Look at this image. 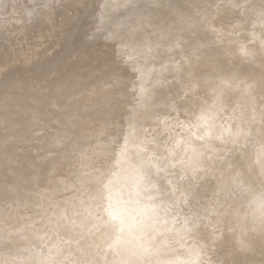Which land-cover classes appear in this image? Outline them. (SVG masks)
<instances>
[{"label": "rangeland", "instance_id": "374dc122", "mask_svg": "<svg viewBox=\"0 0 264 264\" xmlns=\"http://www.w3.org/2000/svg\"><path fill=\"white\" fill-rule=\"evenodd\" d=\"M251 1L52 0L49 16L32 21L24 0H0V89H8L0 95V152L10 159V172L16 173L25 167L23 155L34 134L75 133L76 146H67L65 155H75L88 176L80 204L59 199L67 192L55 198L46 189H33L48 222L56 227L53 235L64 264L89 252V258L104 264L115 258L113 248L121 247L119 240H110L103 251L94 247L96 226L85 207L98 167L112 146L119 143L121 156L129 155L126 139L139 149L134 160L156 184L154 195L166 209L164 221L170 222L168 229L163 225L162 233L154 234L160 259L172 264H264V214L261 221L253 212L255 206H264V158L258 164L254 151L264 144V95L257 94L228 57L236 56L242 39L252 48V39L263 38L264 47V14L253 9ZM229 4L245 12L241 16L243 11L233 10L230 18L247 19L248 37L238 36L235 28L225 30L226 22L220 20L221 30L211 29L207 44L190 42L191 37L179 31L182 22L197 23L200 30L213 28L211 18ZM71 10L80 13L81 20H74ZM168 18L176 41L172 45L161 40ZM256 34L261 38L255 39ZM116 49L128 59V72L112 61L110 52ZM105 66L110 70L102 74ZM144 80L148 84L142 94ZM130 81L128 101L96 112L87 109L91 100L115 98ZM21 97L34 109L25 106L18 113L13 106ZM132 99L134 107L128 106ZM88 163L92 167H86ZM0 182L7 185L9 179L0 174ZM6 209L0 206V211ZM73 217L86 227L70 226ZM9 219L4 216L0 227H7ZM31 245L21 243L9 263L0 255V264L34 263L36 252L48 248L49 242L34 245L33 258L28 259L26 247Z\"/></svg>", "mask_w": 264, "mask_h": 264}, {"label": "bare ground", "instance_id": "6f19581e", "mask_svg": "<svg viewBox=\"0 0 264 264\" xmlns=\"http://www.w3.org/2000/svg\"><path fill=\"white\" fill-rule=\"evenodd\" d=\"M35 1H36V4L34 3L35 10H33V8H30V5ZM51 1L52 0H24V7H25V12H26L27 17L29 15L30 18L29 17L28 18L31 19L32 21H42L44 18L49 16V13H50L49 6H50ZM216 1L217 0H213V2H216ZM148 5L152 6V2H150ZM70 6L72 7V5H69V8H71ZM250 6L255 10H259L260 15L264 14V2H262L261 0L251 1ZM234 7H235V4L234 5L229 4V5H226L225 7H222L221 10L215 16H213L210 20L214 25L213 28H211L212 26L208 24L209 26L207 30H203V29L200 30L197 23L193 25H186L185 23L182 22L180 23L179 31L191 37V39L189 40L190 42L200 41V42H203V44H207L210 42L209 33L211 32V29L217 30L218 28V30H221V27H219L220 26L219 23L220 21H225L226 25L225 24L223 25L225 27L224 28L225 30L227 27L229 29L235 28L237 30L238 36H242L243 38H245L246 36L248 37V34L244 33V29L247 24L246 22L247 19H236L233 21L230 18V15L234 14L233 10L243 11L237 6L235 8ZM36 12L40 14H37ZM71 12L74 17L73 18L74 20L75 19L81 20L82 16L80 13L78 14L75 10H71ZM244 13L245 12L243 11L242 13H238V15L242 16ZM34 14L38 18H34L33 17ZM34 19H37V20H34ZM21 21H23V18ZM228 22L230 23L229 26H228ZM166 25H167V28L163 30L161 40H163L165 45L176 44V41L171 36L173 34L170 33L169 31L170 29L168 28V26L171 25L170 18L166 20ZM79 30L80 29H78V31ZM260 32H264V28H261ZM71 33L72 32L69 31V34ZM253 37L255 39L261 38L259 34L258 35L256 34ZM261 39L262 40L252 39V41L256 43L255 45H251L252 48L247 47L244 43L245 40L242 39L241 46H239L236 49V51L238 50L236 52V56L234 57L228 56L230 58H233L235 65L238 66L237 72L243 75L246 80H250L253 83V86H255L256 92L259 96L264 95V47L261 48L262 46L261 43L263 42V38ZM21 41L22 40L20 39L19 42ZM21 45L22 44L20 43L19 46ZM134 45L136 46L137 43L135 42L132 43V46H131L132 52L137 51V48L133 47ZM182 46H183V49H186L187 48L186 42H183ZM214 48L216 47L214 46L211 47V49H213V51L215 52L216 50ZM212 54H215V53H212ZM110 57L112 58V61L117 60L119 62L120 64L119 67L121 71L123 72L129 71L130 65H128V59H125L123 57L122 52L120 50L118 49L112 50L110 52ZM9 62L10 61H8L7 64ZM121 62H127V64H122ZM108 67L109 66L107 67L105 66L103 70L101 71V73L106 74L107 70L108 71L110 70V68L107 69ZM131 82L132 81L127 83L126 88L118 92L115 98H113V96L110 95V97L106 98L105 101L91 100L90 102L86 104L87 109L90 111H95L99 108L100 109L108 108L109 106L114 105L115 103L121 100H124V99L128 101L129 100L128 98L130 97L132 93V92H129V88H130L129 85ZM147 82H148L147 80L142 81L141 83L142 85H140L139 87L140 93L142 94L145 93L143 88L145 87V85L148 84ZM7 90L8 89H6L5 87L0 89V95L7 92ZM105 90L109 94L111 91V88L109 86H106ZM149 92L150 91H147V93L143 97L144 100L141 99L142 101H145L147 99V97L149 96ZM134 105H135L134 99L128 102V106L134 107ZM25 106H29L30 107L29 110L34 109L33 105L29 104L28 100L25 99L24 97H21L18 100V102L15 103L13 107H15L18 110V113H20L22 111V108H24ZM81 120L83 121V119ZM130 128L131 127H129V130ZM61 134L62 133H60V135L57 134L54 137H51L50 132L48 131H44L40 133V135L34 134L31 145H30L31 147L30 150L23 155L24 156L23 159L25 161V167L21 168L19 166L21 170H19L16 173L10 172V167H11V162L9 161L10 159L7 157H4L3 150H1L0 152V174L1 176L7 177L9 179V184L7 185H3L2 184L3 182H0V206L1 205L7 206V209L5 211H0V223L2 219L4 218V216L8 215L10 218L9 219L10 223L7 224V227L6 225L5 226L2 225L0 227V255L6 256V258L4 259L5 263H9L7 261H9L10 255L14 253V250H16L21 245V243L25 241H28L29 243L32 244L30 247H26L28 251L30 250V252L34 250L33 249L34 245H37V244L42 245L44 244V242H49L48 248L52 249V252H51L52 258L54 260L64 259L63 258L64 255L58 253L57 248L60 244L53 235L56 227L55 225L48 222L44 214V210H45L44 206L39 203V201L36 198V195L33 193V189L37 187L39 189H46L49 192V195L55 198L58 197L60 193L63 194L64 192H67V195L65 197L59 198V199L68 201L70 204H80L82 202V199H83L82 198V184H83V180L87 179L88 176L84 175V170L81 168V166L77 162V158L75 155H71L69 157L65 155L67 146L69 147L76 146L74 141L76 142L78 137L74 136L75 133H73V135L69 133L65 137H61ZM126 142H127V146L125 147L126 150L128 149L129 155L133 159L136 160L139 155L138 153L139 149L135 148L134 146H131L129 144V139H126ZM143 142L145 143V141ZM137 143L143 144L142 142H137ZM148 144H151V143H148ZM263 146L264 144L262 145V143H259L254 149V151L256 150L255 155H257L255 157V160L257 159L258 164H261L263 162V158H264V147ZM150 148L151 147H149V149ZM126 152L127 151H124V153ZM123 157L124 156H121V158ZM93 161L95 162V165H97L95 158H93ZM93 161H91L90 163H92ZM90 163H88L86 167H88ZM99 168L100 167H98V169ZM98 169L96 171H98ZM94 176H92V178ZM90 194L91 193H89V195ZM253 210H254L253 212L260 214L259 215L260 219L258 220L262 221L261 216L264 214V206L262 205L255 206ZM169 223L170 222H165L164 224L165 229L169 228ZM72 225L78 226L80 229H83L86 227V224H84L82 219L78 217L72 218L70 226ZM262 227L264 229L263 221H262ZM159 232L162 233V231H159ZM156 235L158 234L156 233ZM159 238H162V237H159ZM164 241L165 240H163V243ZM112 245H114L115 247V243L111 244V246ZM161 247H162V244H161ZM30 252L27 255L28 259L33 258V253L32 252L30 253ZM11 261L12 260H10V262ZM64 263H65V260H64ZM27 264H34V263L30 262Z\"/></svg>", "mask_w": 264, "mask_h": 264}, {"label": "clouds", "instance_id": "9594fccd", "mask_svg": "<svg viewBox=\"0 0 264 264\" xmlns=\"http://www.w3.org/2000/svg\"><path fill=\"white\" fill-rule=\"evenodd\" d=\"M154 192L143 166L130 155L121 158V147L114 144L101 162L85 207L96 226V249L103 251L110 240L120 241L121 247L113 249L115 258L104 264H172L158 257L154 234L163 228L166 209ZM51 252L42 247L34 264H64V260H54ZM89 256L90 252L72 264H97Z\"/></svg>", "mask_w": 264, "mask_h": 264}]
</instances>
